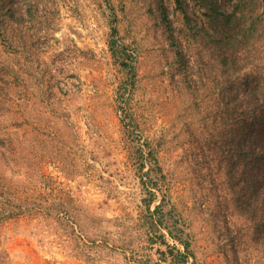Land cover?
Instances as JSON below:
<instances>
[{
  "label": "rangeland",
  "instance_id": "1",
  "mask_svg": "<svg viewBox=\"0 0 264 264\" xmlns=\"http://www.w3.org/2000/svg\"><path fill=\"white\" fill-rule=\"evenodd\" d=\"M1 8L0 264L158 263L147 190L196 264H264V182L227 98L264 47L220 58L192 0Z\"/></svg>",
  "mask_w": 264,
  "mask_h": 264
},
{
  "label": "trees",
  "instance_id": "2",
  "mask_svg": "<svg viewBox=\"0 0 264 264\" xmlns=\"http://www.w3.org/2000/svg\"><path fill=\"white\" fill-rule=\"evenodd\" d=\"M192 1L200 3V7L206 11L209 29L206 34L212 47L217 49L220 58L226 56L236 58L239 53L252 52L251 48L262 52L264 47V0H237L230 6L228 12L220 11L216 2L212 0L207 4H204L205 0ZM4 9L1 8L0 11L12 17L9 8ZM194 29L197 30L196 27ZM214 35H220L223 39H215ZM250 38L253 41L252 44H249ZM257 81L259 82H255L256 84H242L241 93L234 94L231 90L227 98L228 105L236 109L232 110L234 121L232 125L236 127L237 133H240L241 141L247 147H251L250 154L254 155L260 179L264 182V77L258 78ZM151 157L152 153L148 152L146 161H155ZM147 194L149 197L144 199L147 215L144 216L143 221L149 230L153 228L159 230L155 236L154 234L147 236L148 242L152 245L158 243L163 247V250H157L158 263L154 264H196L190 250V243L185 238L181 226L162 209V205L150 211L154 193L147 190ZM4 213L0 210V216L4 217ZM8 213L5 217L15 216L12 211Z\"/></svg>",
  "mask_w": 264,
  "mask_h": 264
}]
</instances>
